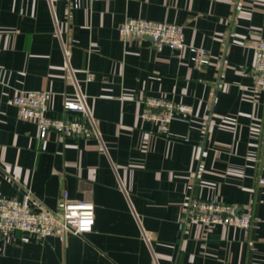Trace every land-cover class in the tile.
Instances as JSON below:
<instances>
[{"label": "crops", "instance_id": "1", "mask_svg": "<svg viewBox=\"0 0 264 264\" xmlns=\"http://www.w3.org/2000/svg\"><path fill=\"white\" fill-rule=\"evenodd\" d=\"M129 17L183 26L210 64L121 38ZM263 37L264 0H0V194L29 190L52 211L65 192L95 205L91 233L16 232L0 264H264V90L252 73ZM20 90L50 91L51 117L84 94L101 140L39 138L10 104ZM158 96L192 115L167 130L144 120L142 101ZM193 200L251 209L253 225L189 222Z\"/></svg>", "mask_w": 264, "mask_h": 264}, {"label": "built area", "instance_id": "2", "mask_svg": "<svg viewBox=\"0 0 264 264\" xmlns=\"http://www.w3.org/2000/svg\"><path fill=\"white\" fill-rule=\"evenodd\" d=\"M81 1L72 0L74 8H79ZM119 33L123 39L149 38L157 50L168 47L181 55L189 51L191 61L199 68H204L211 61L207 50L186 43L184 27L181 25L129 17L120 24ZM65 62L69 64L68 53H65ZM252 73L255 88L264 90V37L256 46ZM88 80H92V76ZM50 100V91L20 90L10 100V104L16 108L20 118L37 125L41 139H45L50 132H56L65 138L101 140V133L87 108L84 94L79 92L77 102L64 104V116L48 115ZM142 104L144 109L141 117L163 130H167L173 121L186 119L193 113L191 105L164 96L147 98ZM70 113L74 115H66ZM259 183L264 184V178H260ZM187 220L210 229L222 225L249 230L254 217L251 209L239 212L233 204L193 200ZM94 226L95 205L86 200H71L68 192L64 193L57 211L46 208L29 190L13 197L0 194V241L11 238L16 232L40 238L86 235L93 231ZM250 244L253 245V242Z\"/></svg>", "mask_w": 264, "mask_h": 264}]
</instances>
